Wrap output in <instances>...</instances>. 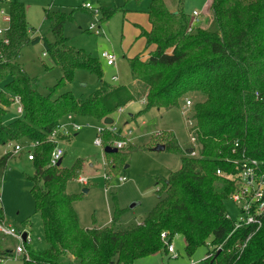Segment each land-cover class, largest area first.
<instances>
[{
  "label": "trees",
  "instance_id": "obj_1",
  "mask_svg": "<svg viewBox=\"0 0 264 264\" xmlns=\"http://www.w3.org/2000/svg\"><path fill=\"white\" fill-rule=\"evenodd\" d=\"M9 11V41L0 46V84L5 87L0 90V145L40 141L31 160L35 169L31 193L48 243L43 251L27 246L23 264H135L158 252L168 253L162 239L165 231L171 241L182 235L188 254L210 246L201 264H264V223L258 230L234 228L226 201L235 184L217 175L218 169H234L226 159L234 157L235 142L240 143L237 152L264 163V0H210L206 19L192 25L182 9L172 12L166 0H153L147 10L151 28H140L150 51L145 59L142 54L129 59L136 81L130 86L104 80L100 60L69 44L64 26L72 14L45 11L54 35L48 41L31 36L24 3L13 0ZM103 14L109 15L105 10ZM41 41L62 71L47 94L36 89V81L20 61L25 45ZM78 69L98 76L97 89L87 97L70 89L61 91L74 81ZM187 94L196 95L189 113L199 156H189L193 147L182 149L173 132L162 133L166 149L179 153L182 160L177 171L159 180L158 204L128 229L81 226L73 206L76 196L67 185L82 164L51 166L56 143L48 136L68 114L104 123L119 109L143 102L144 109L132 115L136 118L151 109L179 108ZM15 96L21 98L23 113L8 120ZM107 129L102 135L105 146L111 134ZM108 155L119 161L122 153ZM13 157L12 151L0 156V182ZM0 219H4L2 208ZM14 255L11 250L0 251V259Z\"/></svg>",
  "mask_w": 264,
  "mask_h": 264
},
{
  "label": "rangeland",
  "instance_id": "obj_2",
  "mask_svg": "<svg viewBox=\"0 0 264 264\" xmlns=\"http://www.w3.org/2000/svg\"><path fill=\"white\" fill-rule=\"evenodd\" d=\"M25 4L27 21L31 36L45 37L48 41L54 40L49 21L45 11L62 10L72 14V19L64 26V34L69 38V44L77 49H84L87 53L98 58L102 64L104 80L115 85L130 86L134 78L131 72L129 59L139 55L148 54L146 40L139 36L136 24L148 26L146 11L153 0H18ZM210 0H166L169 10L177 12L182 9L192 17L194 10L200 13V18L206 19L204 13L206 4ZM99 9L98 14L86 7ZM10 4L0 3L9 14ZM115 8L114 12L111 9ZM108 12L105 18L103 11ZM0 13V26L7 27L8 23ZM102 31L97 35L88 29L91 24ZM197 23V22H196ZM199 23V22H198ZM113 52L116 64L109 66L103 57V52ZM145 56L143 58L145 59ZM148 57V56H147ZM25 71L36 81L35 87L43 94H47L54 87L62 75L45 48L44 41L25 45L21 58ZM119 79L114 80L113 76ZM98 87V76L86 69H78L75 79L61 91L70 89L78 97H87ZM5 89L4 83L0 90ZM196 96V95H195ZM194 94H187L195 103ZM18 105L12 103L8 107L9 114L6 119L18 117ZM144 109L143 102L133 103L118 115H112L113 128L110 132V142L127 140L128 145L118 149L119 161L113 159L105 152V146L95 144L97 128H109L104 123L89 118H76L80 125L89 124L81 130L72 129V121L65 117L62 123L71 136L61 138L59 146L63 149L62 167L72 168L77 163L82 167L78 175L67 185V191L76 196L73 202L75 211L83 227L113 226L116 230L128 229L142 221L159 202L157 192L161 187L163 178L181 167V155L171 149L154 151L157 144H164L167 138L165 132H173L183 149L189 145L190 113L183 112L182 106L169 109H151L141 115L131 117ZM122 115V116H121ZM144 121V122H143ZM160 132L161 135H157ZM113 147V146H112ZM11 149V145H0V156ZM129 152L127 155L125 153ZM124 154V155H123ZM35 173L34 164L24 155H15L9 160L1 177L0 194L2 196V210L6 223L19 230L31 233L32 243L30 250L43 251L48 247L44 237L42 217L37 212L35 201L31 193ZM82 176L88 183L82 184L77 179ZM126 177L122 181L121 178ZM159 181V182H158ZM87 189V191H84ZM229 215L236 219L238 209L230 199L226 201ZM118 214L115 222L113 217ZM177 256L171 253L150 255L138 259L135 264H187L191 260H204L210 246H200L192 254L185 249V239L182 235L173 238ZM17 240L10 236L0 235V251H15ZM22 255L7 256L0 264H23Z\"/></svg>",
  "mask_w": 264,
  "mask_h": 264
},
{
  "label": "built area",
  "instance_id": "obj_3",
  "mask_svg": "<svg viewBox=\"0 0 264 264\" xmlns=\"http://www.w3.org/2000/svg\"><path fill=\"white\" fill-rule=\"evenodd\" d=\"M13 0H0V3L8 2L9 4ZM86 7L90 9L95 14L100 12L99 9H94L90 4H87ZM1 15H3L4 21L8 23L7 27L0 26V46L1 44H7L9 39L7 37V33L11 26V14H6L3 9L0 11ZM200 13L194 11L191 17V25L193 23L198 22ZM95 34L100 35L102 31L92 23L89 28ZM1 57V55H0ZM103 57L106 60L107 65L113 66L116 64V56L113 52L104 51ZM113 79L116 81L119 79L118 75H114ZM13 102L18 105L17 113H23V107L21 105V98L19 96H15L13 98ZM194 101L191 98H185L182 104L183 112H190L193 107ZM123 108L119 109V113H121ZM69 120L72 121V129L75 131L81 130L83 127H88L89 124L80 125L78 121H76V116L74 114H68L66 116ZM190 120V133H189V145L193 147V150L189 153L191 157H197L200 154V147L198 144V138L194 131L191 130L193 127V121ZM108 124H105V126ZM106 128H97V137L95 139V144L99 146H105L103 144L102 135L105 132ZM108 129L115 132V128L110 126ZM157 135H161L160 132H156ZM71 136L69 131L66 129L63 123L55 129L49 136L48 139L51 142L56 143V146L51 154L50 165L55 166L62 159L64 151L59 146L61 138H65ZM127 140H116L112 143L111 147L117 149H123L126 145H128ZM40 144V141H28L25 143H8L7 145H11V149L9 151L13 152V155H19L23 152L28 160H33L35 153V148ZM106 147V146H105ZM105 149V148H104ZM240 149V143L235 142L233 148V158L226 159V162L233 165L234 169L232 170H217V175L221 176L227 180L233 181L235 184V190L230 195L229 199L234 202L236 205L239 216L234 220V228H253L258 230L262 227L264 223V169L263 164L259 160L252 159L246 156L245 152H237ZM8 152V151H7ZM6 152V153H7ZM5 154V153H4ZM82 184H87L88 181L80 176L77 179ZM122 181L126 180V177L121 178ZM1 184V182H0ZM2 206V196L0 194V208ZM229 214V213H228ZM230 216V215H229ZM24 233H26V237H24ZM0 235L1 236H10L17 240V245L15 248L16 255H29L27 246L32 243L31 233L27 230H19L17 227L6 223L5 219H0ZM162 239L167 244V252L173 254L174 257L177 256L175 246L173 244V240L171 241L169 238V232L165 231L162 233ZM203 260L193 261L191 260L187 264H201ZM2 259H0V263Z\"/></svg>",
  "mask_w": 264,
  "mask_h": 264
},
{
  "label": "water",
  "instance_id": "obj_4",
  "mask_svg": "<svg viewBox=\"0 0 264 264\" xmlns=\"http://www.w3.org/2000/svg\"><path fill=\"white\" fill-rule=\"evenodd\" d=\"M113 123V119L111 117H107L105 120H104V124H112ZM166 149V145L165 144H157L154 148H152V150L154 151H163ZM105 152L106 153H115V152H118V149L117 148H113L111 146H106L105 147ZM62 163V159L59 160V162L57 163V165H61ZM84 191H87V189H85ZM24 237H26V233H24Z\"/></svg>",
  "mask_w": 264,
  "mask_h": 264
},
{
  "label": "crops",
  "instance_id": "obj_5",
  "mask_svg": "<svg viewBox=\"0 0 264 264\" xmlns=\"http://www.w3.org/2000/svg\"><path fill=\"white\" fill-rule=\"evenodd\" d=\"M208 5H209V1H208L207 4H206V8H205L204 13L206 12ZM194 11H196V10H194ZM194 11H193V12H194ZM146 14H147V17H148V13H147V11H146ZM199 17H200V16H199ZM136 26H138V28H139V36H140V28L145 29V30H150V28H151V25H150V23H149V19H148V26H147V27L144 28L143 26H141V25H139V24H136ZM145 40H146V39H145ZM142 55H146L145 58H147V56H148V54H142ZM134 84H136V81H135V80L133 81V83H132L131 85H134ZM130 106H131V105H130ZM126 108H128V107H126ZM126 108H123V110L126 109ZM123 110H122V111H123ZM121 113H122V115H123V112H121ZM121 113H118V115L121 114ZM122 115H121V116H122ZM132 115H133V113L131 114V117H133ZM143 122H144V121H143ZM24 156L26 157L25 154H24Z\"/></svg>",
  "mask_w": 264,
  "mask_h": 264
}]
</instances>
